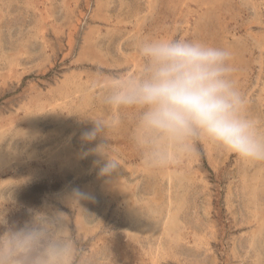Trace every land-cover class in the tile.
<instances>
[{
	"label": "rangeland",
	"instance_id": "374dc122",
	"mask_svg": "<svg viewBox=\"0 0 264 264\" xmlns=\"http://www.w3.org/2000/svg\"><path fill=\"white\" fill-rule=\"evenodd\" d=\"M161 35L229 50L264 122V0H0V232L48 205L71 217L80 264H264V163L199 144L152 170L126 122L83 138L109 115L101 78L134 69L138 43ZM102 143L119 164L107 176ZM74 188L92 199L67 206Z\"/></svg>",
	"mask_w": 264,
	"mask_h": 264
},
{
	"label": "clouds",
	"instance_id": "9594fccd",
	"mask_svg": "<svg viewBox=\"0 0 264 264\" xmlns=\"http://www.w3.org/2000/svg\"><path fill=\"white\" fill-rule=\"evenodd\" d=\"M136 54L134 69L98 82L109 115L93 120L94 128L83 135L86 142L107 138L126 122L130 143L148 169L173 167L199 144L218 146L243 162L264 163V122L250 114L232 77L229 50L161 35L141 40ZM107 147L95 149L106 176L119 168ZM90 199V193L74 188L64 203L74 209ZM29 213L21 226L0 232V264H80L68 213L48 205Z\"/></svg>",
	"mask_w": 264,
	"mask_h": 264
},
{
	"label": "bare ground",
	"instance_id": "6f19581e",
	"mask_svg": "<svg viewBox=\"0 0 264 264\" xmlns=\"http://www.w3.org/2000/svg\"><path fill=\"white\" fill-rule=\"evenodd\" d=\"M119 135V134H118ZM122 158V157H121ZM46 171H48V170H46ZM42 172V171H41ZM49 172V171H48ZM48 174V173H47ZM36 189V188H35ZM41 189V188H40ZM30 191V190H29ZM32 194H34V192L32 193ZM29 197V196H28ZM32 197V196H31ZM23 199V198H22ZM27 199V198H26ZM25 199V200H26ZM29 199V198H28ZM32 200V199H31ZM32 204V203H31Z\"/></svg>",
	"mask_w": 264,
	"mask_h": 264
}]
</instances>
